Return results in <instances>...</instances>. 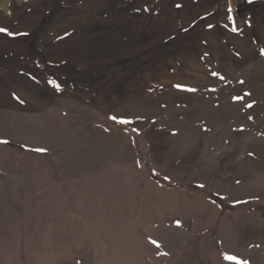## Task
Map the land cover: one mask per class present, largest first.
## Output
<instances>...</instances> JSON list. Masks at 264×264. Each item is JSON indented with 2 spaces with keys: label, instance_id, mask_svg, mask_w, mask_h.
<instances>
[{
  "label": "rangeland",
  "instance_id": "rangeland-1",
  "mask_svg": "<svg viewBox=\"0 0 264 264\" xmlns=\"http://www.w3.org/2000/svg\"><path fill=\"white\" fill-rule=\"evenodd\" d=\"M0 28V264H264V0H0Z\"/></svg>",
  "mask_w": 264,
  "mask_h": 264
},
{
  "label": "snow or ice",
  "instance_id": "snow-or-ice-1",
  "mask_svg": "<svg viewBox=\"0 0 264 264\" xmlns=\"http://www.w3.org/2000/svg\"><path fill=\"white\" fill-rule=\"evenodd\" d=\"M0 32H4V33H6L8 35H12L11 33H8L7 32V29H4V28H0ZM249 106H251V105H249ZM113 119H115V118H113ZM121 122L127 123V121H121ZM225 258L228 259V260H236V258L235 257H232V256H226Z\"/></svg>",
  "mask_w": 264,
  "mask_h": 264
}]
</instances>
